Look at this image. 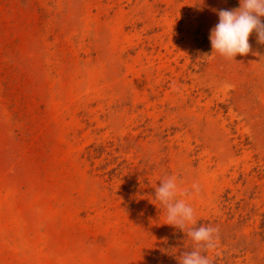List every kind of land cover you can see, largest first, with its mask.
<instances>
[{"label":"rangeland","instance_id":"1","mask_svg":"<svg viewBox=\"0 0 264 264\" xmlns=\"http://www.w3.org/2000/svg\"><path fill=\"white\" fill-rule=\"evenodd\" d=\"M239 7L0 0V264H179L171 176L219 229L212 264H264V44L209 39Z\"/></svg>","mask_w":264,"mask_h":264},{"label":"clouds","instance_id":"2","mask_svg":"<svg viewBox=\"0 0 264 264\" xmlns=\"http://www.w3.org/2000/svg\"><path fill=\"white\" fill-rule=\"evenodd\" d=\"M217 12L219 22L211 30L210 42L213 52L235 60L237 55L246 56L252 51L249 37L255 33L257 42L264 44V0H240L236 9H220ZM192 188L200 191L198 184ZM189 195V190L180 191L175 176L163 178L155 188V199L166 210L167 225L178 228L190 237L196 247L181 255L179 264H212L207 255L209 249L217 247L219 229L213 226L196 227L193 207L177 195Z\"/></svg>","mask_w":264,"mask_h":264},{"label":"trees","instance_id":"3","mask_svg":"<svg viewBox=\"0 0 264 264\" xmlns=\"http://www.w3.org/2000/svg\"><path fill=\"white\" fill-rule=\"evenodd\" d=\"M201 225H203V221H201L199 226H201ZM175 237L181 238V237H188V236L183 232H179V234H177V236H175ZM173 244H174V238H171L170 245H169V249H171L170 251H172V250L174 251V249H175V248L173 249ZM172 257L177 258L175 253L172 254Z\"/></svg>","mask_w":264,"mask_h":264}]
</instances>
